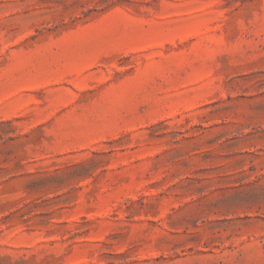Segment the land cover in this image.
I'll use <instances>...</instances> for the list:
<instances>
[{
    "label": "rangeland",
    "instance_id": "obj_1",
    "mask_svg": "<svg viewBox=\"0 0 264 264\" xmlns=\"http://www.w3.org/2000/svg\"><path fill=\"white\" fill-rule=\"evenodd\" d=\"M0 264H264V0H0Z\"/></svg>",
    "mask_w": 264,
    "mask_h": 264
}]
</instances>
